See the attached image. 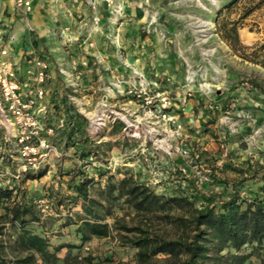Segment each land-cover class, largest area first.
Here are the masks:
<instances>
[{
  "label": "rangeland",
  "instance_id": "rangeland-1",
  "mask_svg": "<svg viewBox=\"0 0 264 264\" xmlns=\"http://www.w3.org/2000/svg\"><path fill=\"white\" fill-rule=\"evenodd\" d=\"M146 7L141 39L153 34L161 46L152 66H132L120 48L114 54L120 71L100 90L67 84L61 95H51L47 124L62 126L45 136L49 148L36 150L34 166L21 156L12 124H0V188L13 189L11 202L35 207L43 225L28 228L48 239L51 252L62 246L56 264H136V249L126 242L133 233L123 226L173 233L155 215L136 214L120 200L104 219L108 237L82 243L74 224L86 216L79 203L73 206V186L84 175L101 186L108 177L132 175L164 197L199 193L195 206L201 207L203 197L221 192V182L235 180L245 163L264 165V94L245 83L254 79L264 87V70L244 62L225 42L234 29L244 46L264 42V0H150ZM77 123L78 132L67 137L64 132ZM81 145L94 147L91 162L81 158ZM38 173L44 174L31 178ZM97 184L89 190L94 199ZM263 185L259 176L244 185L242 196ZM11 202L0 203V215ZM173 213L183 214L179 208ZM4 226L7 233L9 224ZM250 263L264 264V248Z\"/></svg>",
  "mask_w": 264,
  "mask_h": 264
},
{
  "label": "trees",
  "instance_id": "trees-1",
  "mask_svg": "<svg viewBox=\"0 0 264 264\" xmlns=\"http://www.w3.org/2000/svg\"><path fill=\"white\" fill-rule=\"evenodd\" d=\"M225 42L244 62L264 70V42L244 46L236 29L231 39ZM245 83L264 94V87L254 79H247ZM74 117L84 120L78 115ZM78 126V123L73 124L64 134L70 137L78 132ZM81 144L86 145L85 141ZM125 145L127 148L130 146L128 143ZM80 153L87 162L96 156L92 145L82 146ZM95 173L100 178L106 176L99 169H95ZM263 173L264 165L245 163L244 169L237 170L235 180L221 182L224 184L221 192L204 196L201 207L195 206L199 193L189 196L185 191L164 197L156 195L132 175L119 179L108 177L103 186L100 180L94 181L84 175L73 186L76 195L73 206L79 203L86 216L75 221V233L82 243L108 237L109 226L104 219L113 204L122 200L136 214H153L173 230L169 234L154 231L148 226H123L122 230L133 233L126 242L136 249V264H251L250 259L260 258L264 248V185L258 189L261 194L250 193V197H243L241 189L259 176L264 181ZM43 174L38 173L31 178H40ZM95 184L99 199L90 195V187ZM12 195L13 189L0 188V203L11 202ZM11 203L0 215V264H38L37 257L42 264H56L57 252L62 246L51 252L48 239L28 228L30 224L43 225L35 207L27 203ZM178 208L183 214L173 213ZM5 223L9 224L7 233L4 232ZM158 256L164 259L159 261L156 259Z\"/></svg>",
  "mask_w": 264,
  "mask_h": 264
},
{
  "label": "crops",
  "instance_id": "crops-1",
  "mask_svg": "<svg viewBox=\"0 0 264 264\" xmlns=\"http://www.w3.org/2000/svg\"><path fill=\"white\" fill-rule=\"evenodd\" d=\"M23 1L29 3L28 9L17 7L16 0H0V32L18 65L24 66L30 56H43L49 61L47 103L54 93L61 95V88L67 84L94 93L116 79L114 72L120 69L114 54L120 48L127 51L132 66L140 69L152 66L151 58L161 48L153 34L141 39L149 21L145 6L150 0H114L118 9L114 14L103 2H98L93 10L87 0ZM93 18L99 21L94 22ZM158 27L164 29L163 25ZM65 28L73 40L69 47L63 45L59 36ZM84 61L86 66L81 65ZM106 70L112 75L108 76Z\"/></svg>",
  "mask_w": 264,
  "mask_h": 264
},
{
  "label": "built area",
  "instance_id": "built-area-1",
  "mask_svg": "<svg viewBox=\"0 0 264 264\" xmlns=\"http://www.w3.org/2000/svg\"><path fill=\"white\" fill-rule=\"evenodd\" d=\"M91 9L97 8L98 2H103L111 14L117 13L114 0H87ZM16 6L29 8V3L16 0ZM94 22L99 19L93 18ZM119 30H116V38ZM60 40L65 47L72 44L69 29H63ZM82 66H86L84 61ZM62 74V71H60ZM50 79V63L43 56H30L25 59L24 66L18 65L11 56L0 32V124L6 126L8 121L16 131V138L20 147L21 156L28 165H33L37 149H48L49 142L45 136H54L62 125L47 124L51 115V108L46 102L47 84ZM98 119L96 129L101 126ZM91 127V125L89 126ZM37 143V145H35ZM33 156V157H31ZM25 170V166H24ZM88 250V248H86Z\"/></svg>",
  "mask_w": 264,
  "mask_h": 264
},
{
  "label": "bare ground",
  "instance_id": "bare-ground-1",
  "mask_svg": "<svg viewBox=\"0 0 264 264\" xmlns=\"http://www.w3.org/2000/svg\"><path fill=\"white\" fill-rule=\"evenodd\" d=\"M7 123H9V122L7 121L5 124H7Z\"/></svg>",
  "mask_w": 264,
  "mask_h": 264
}]
</instances>
